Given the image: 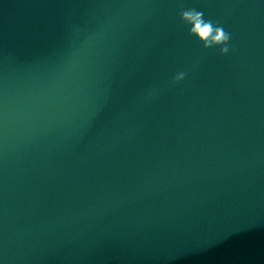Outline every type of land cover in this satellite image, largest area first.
<instances>
[{
  "label": "water",
  "instance_id": "water-1",
  "mask_svg": "<svg viewBox=\"0 0 264 264\" xmlns=\"http://www.w3.org/2000/svg\"><path fill=\"white\" fill-rule=\"evenodd\" d=\"M0 264H264V0H0Z\"/></svg>",
  "mask_w": 264,
  "mask_h": 264
},
{
  "label": "clouds",
  "instance_id": "clouds-1",
  "mask_svg": "<svg viewBox=\"0 0 264 264\" xmlns=\"http://www.w3.org/2000/svg\"><path fill=\"white\" fill-rule=\"evenodd\" d=\"M180 19L183 25L188 26V34L202 43L205 49L219 47L222 55L228 53L230 34L222 26L214 24L211 20H205L203 12L196 9L183 10ZM185 75L184 72L177 73L172 82L183 80Z\"/></svg>",
  "mask_w": 264,
  "mask_h": 264
}]
</instances>
